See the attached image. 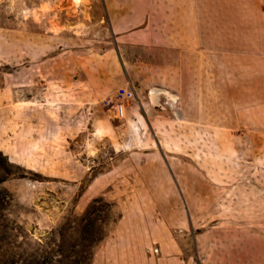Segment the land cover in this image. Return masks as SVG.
I'll use <instances>...</instances> for the list:
<instances>
[{
	"label": "rangeland",
	"instance_id": "rangeland-1",
	"mask_svg": "<svg viewBox=\"0 0 264 264\" xmlns=\"http://www.w3.org/2000/svg\"><path fill=\"white\" fill-rule=\"evenodd\" d=\"M227 129L264 167V0H0V264H264L163 227L209 204Z\"/></svg>",
	"mask_w": 264,
	"mask_h": 264
},
{
	"label": "crops",
	"instance_id": "crops-1",
	"mask_svg": "<svg viewBox=\"0 0 264 264\" xmlns=\"http://www.w3.org/2000/svg\"><path fill=\"white\" fill-rule=\"evenodd\" d=\"M127 108H125V116ZM219 128L213 133L219 134ZM229 130L231 129H227L228 132L223 134L228 136L233 134L232 137H227L226 140L223 139L222 141V143L227 141V154L225 160H222L225 164H219L217 155L219 146H221L220 138H212L211 146H209L214 157L211 158V163H209L208 177L211 182L216 184L214 194L208 196L209 204L204 206L201 203H195L196 197H205L201 194L197 195V193L192 195L189 192L191 196L189 202L191 204L186 205L184 209H178L174 220L169 217L168 222H163L165 230H168L166 223L171 226L175 224L180 235L186 238L190 236L195 247V258L201 247L204 246L203 240L208 236L213 240L208 244L214 247H219L217 238L230 235L231 231L234 232L235 236L239 232L238 238L234 240L235 242L248 236L253 241L264 237L262 233L264 230V208L258 204V200L263 199L250 194V185L256 186L257 193L259 190L263 191L262 186L264 185V167L259 162L255 163L251 155L253 145L249 138L253 133L251 129H246L240 135H237ZM185 143L182 146L187 147L188 141H185ZM214 151H216V157ZM220 185H224L222 187L224 193L219 194L217 189ZM163 209L165 210V208ZM186 213L192 214L189 220ZM197 213H201L203 216L194 215ZM165 230L163 231L165 232ZM221 256H223V253ZM236 256H239V254H236ZM224 258L220 259V264H239V260L235 261L230 256L228 260ZM208 261L209 259H206V264H208ZM243 261L244 259H242L241 264ZM189 264L191 263L189 262Z\"/></svg>",
	"mask_w": 264,
	"mask_h": 264
},
{
	"label": "built area",
	"instance_id": "built-area-1",
	"mask_svg": "<svg viewBox=\"0 0 264 264\" xmlns=\"http://www.w3.org/2000/svg\"><path fill=\"white\" fill-rule=\"evenodd\" d=\"M134 91L132 85L122 86L115 91L113 112L116 119L122 120L125 118V108H127V103L133 100L135 101Z\"/></svg>",
	"mask_w": 264,
	"mask_h": 264
},
{
	"label": "water",
	"instance_id": "water-1",
	"mask_svg": "<svg viewBox=\"0 0 264 264\" xmlns=\"http://www.w3.org/2000/svg\"><path fill=\"white\" fill-rule=\"evenodd\" d=\"M156 90H157V91H156L157 93H158L159 91H162V90H160V89H156Z\"/></svg>",
	"mask_w": 264,
	"mask_h": 264
},
{
	"label": "bare ground",
	"instance_id": "bare-ground-1",
	"mask_svg": "<svg viewBox=\"0 0 264 264\" xmlns=\"http://www.w3.org/2000/svg\"><path fill=\"white\" fill-rule=\"evenodd\" d=\"M165 92V91H164Z\"/></svg>",
	"mask_w": 264,
	"mask_h": 264
}]
</instances>
